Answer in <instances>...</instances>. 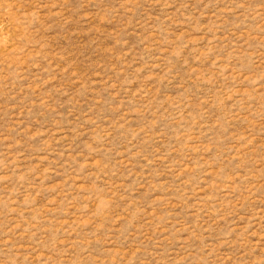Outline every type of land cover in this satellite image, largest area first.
Segmentation results:
<instances>
[{"label": "rangeland", "instance_id": "1", "mask_svg": "<svg viewBox=\"0 0 264 264\" xmlns=\"http://www.w3.org/2000/svg\"><path fill=\"white\" fill-rule=\"evenodd\" d=\"M0 264H264V0H0Z\"/></svg>", "mask_w": 264, "mask_h": 264}]
</instances>
